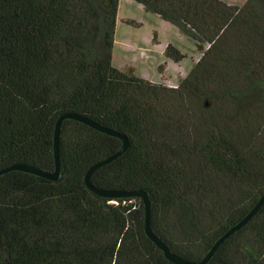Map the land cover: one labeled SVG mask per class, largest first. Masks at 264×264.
<instances>
[{"label":"trees","instance_id":"16d2710c","mask_svg":"<svg viewBox=\"0 0 264 264\" xmlns=\"http://www.w3.org/2000/svg\"><path fill=\"white\" fill-rule=\"evenodd\" d=\"M133 1L197 42L176 87L113 64L120 0H0V169L54 171L58 118L85 115L130 142L93 184L145 189L153 232L200 261L264 195V0ZM165 55L185 58L172 43ZM122 143L67 119L57 181L1 175L0 264H173L147 236L140 198L85 182ZM208 264H264V205Z\"/></svg>","mask_w":264,"mask_h":264},{"label":"rangeland","instance_id":"374dc122","mask_svg":"<svg viewBox=\"0 0 264 264\" xmlns=\"http://www.w3.org/2000/svg\"><path fill=\"white\" fill-rule=\"evenodd\" d=\"M170 43L185 55L182 62L165 55ZM113 52L116 67L167 87H176L201 57L195 40L133 0H120Z\"/></svg>","mask_w":264,"mask_h":264},{"label":"water","instance_id":"95a60500","mask_svg":"<svg viewBox=\"0 0 264 264\" xmlns=\"http://www.w3.org/2000/svg\"><path fill=\"white\" fill-rule=\"evenodd\" d=\"M67 119H73L76 121H79L81 123H84L86 125H89L90 127L101 131L103 133H106L111 136L118 137L122 140V146L121 148L114 154L110 155L109 157L100 160L93 164L89 170L87 171V174L85 176V182L89 189L101 196L108 199H122V198H129V197H136L140 198L143 201L144 208H145V232L147 236L157 245L159 249H161L165 255V257L172 262L173 264H208L219 247L230 237L232 236L236 231L240 230L242 227H244L260 210V208L264 205V195L261 197V199L257 202V204L253 207V209L237 224L232 226L230 229H228L212 246L210 251L205 255V257L200 261H192L189 260L175 252H173L170 247L163 241L160 237H158L152 230L151 227V215H152V207H151V200L148 192L143 189H134V190H125V189H103L95 186L92 182V175L94 172L111 163L112 161L119 158L121 155H123L127 149L129 148L130 142L126 135H123L115 130H112L108 127L103 126L102 124L98 123L97 121L74 112H67L61 115L56 123L55 127V134H54V156H55V170L54 171H45L37 166L26 164V163H15L13 165H10L8 167L0 169V176L3 174H6L10 171H23L31 174H35L41 177H44L49 180L57 181L60 178L61 174V133H62V125L63 122Z\"/></svg>","mask_w":264,"mask_h":264},{"label":"crops","instance_id":"0c3cea01","mask_svg":"<svg viewBox=\"0 0 264 264\" xmlns=\"http://www.w3.org/2000/svg\"><path fill=\"white\" fill-rule=\"evenodd\" d=\"M119 7H120V5H119ZM119 14V13H118ZM152 14V13H151ZM156 15V14H155ZM157 16H159V15H157ZM160 17V16H159ZM117 22H118V20H117ZM114 48H115V46H114ZM113 56H114V52H113Z\"/></svg>","mask_w":264,"mask_h":264}]
</instances>
